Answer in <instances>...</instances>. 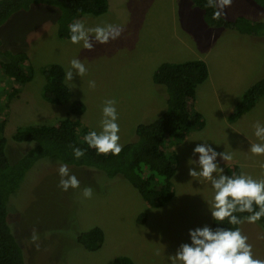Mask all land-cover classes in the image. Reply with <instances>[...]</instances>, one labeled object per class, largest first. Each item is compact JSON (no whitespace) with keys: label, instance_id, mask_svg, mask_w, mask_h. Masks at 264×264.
Masks as SVG:
<instances>
[{"label":"rangeland","instance_id":"374dc122","mask_svg":"<svg viewBox=\"0 0 264 264\" xmlns=\"http://www.w3.org/2000/svg\"><path fill=\"white\" fill-rule=\"evenodd\" d=\"M223 10L224 19L241 16L264 22V11L251 0H232ZM55 12L54 8L31 7L11 15L0 26V63L8 53L26 52L33 69L31 81L7 107L13 83L0 70V121H6V135L19 127L52 125L65 118L99 131L104 102L115 99L119 143L123 146L135 140L137 124L154 121L163 109V88L153 84L151 78L158 65L188 60H202L209 68L194 103L206 125L199 132H191L184 142L166 145L177 154V170L174 198L164 207L147 206L122 178L109 179L89 168L69 166L80 187L62 191L58 186L61 164L35 166L11 206L12 229L25 263L110 264L114 258L126 256L134 264H171L169 256L189 242L188 230L211 226L212 222L211 184L188 174L187 161L196 159L193 149L197 144L209 143L218 152L231 153L232 160L220 161L224 170L237 165L241 174L264 180V155L250 151L252 144L264 143L254 135L256 123L264 125V99H258L254 108L236 122L227 120L232 103H237L241 92L264 73V32L247 36L215 29L204 23L202 12L189 0H108L105 14L81 15L76 21H83L87 27L113 24L121 28V35L107 44L90 37L93 48L89 51L82 44L73 45L69 39L56 37ZM74 58L80 59L88 71L83 77L74 75L72 83L76 87L65 79L71 93L69 102L62 106L45 102L42 69L55 63L66 73ZM89 81H95L94 88L89 87ZM74 102L83 103L85 111L70 114ZM8 149L14 160L26 147L10 144ZM86 187L93 189L91 198L83 196ZM142 214L147 223L139 225L136 219ZM77 227L81 231L102 229V247L95 252L79 247L74 241ZM240 229L252 245L254 258L264 259V228L245 221Z\"/></svg>","mask_w":264,"mask_h":264},{"label":"trees","instance_id":"16d2710c","mask_svg":"<svg viewBox=\"0 0 264 264\" xmlns=\"http://www.w3.org/2000/svg\"><path fill=\"white\" fill-rule=\"evenodd\" d=\"M189 1L202 12L204 23L215 29L247 36L264 32V22H252L241 16L231 20L221 15L216 17L214 13L217 8L209 7L208 0ZM251 1L264 11V0ZM31 7L56 9V37L63 40L69 39V25L79 16L105 14L108 0H0V26L11 15L28 11ZM0 70L13 83L7 94V107L10 101L19 97L22 86L31 81L33 69L28 54L18 52L6 54L5 61L0 63ZM41 73L44 79L42 99L57 106L67 104L71 93L65 83L64 68L53 63L45 66ZM208 76L209 68L202 60L158 65L151 78L153 84L163 88V109L154 121L135 126V140L123 145L119 155L98 154L95 149L88 148L83 138L90 129L78 120L65 118L52 125H27L19 127L9 136L5 134L6 121H0V264H26L23 249L13 233L11 206L27 175L38 164H67L94 169L109 179L120 177L138 192L147 206L168 205L175 195L173 178L177 170V154L173 149L168 150L166 145L182 143L191 132L202 130L206 125L203 115L194 108V103L198 86ZM260 98L264 99V73L242 92L228 115V122L239 120L254 108ZM85 109L83 103L74 102L69 113L78 114ZM10 144L25 146L26 149L12 160L8 149ZM75 147L84 149L85 155L76 159L73 155ZM225 172L229 176L239 175L241 169L237 165H230ZM236 215L247 216L249 213ZM136 222L139 225L146 224V216L139 215ZM215 223L218 222L212 221L211 226L215 227ZM255 223L264 228V217ZM220 226L240 228L241 224L229 225L224 221ZM76 230L74 241L79 247L88 252H95L102 247L105 241L102 229L93 227L81 231L77 227ZM66 236L69 238V233ZM64 260L62 257L61 261ZM110 264L134 263L126 256H118Z\"/></svg>","mask_w":264,"mask_h":264},{"label":"clouds","instance_id":"9594fccd","mask_svg":"<svg viewBox=\"0 0 264 264\" xmlns=\"http://www.w3.org/2000/svg\"><path fill=\"white\" fill-rule=\"evenodd\" d=\"M232 0H208L209 7H216V17L229 6ZM121 35V28L113 24L87 27L83 21H74L69 25V40L73 45L82 44L83 49L91 50L93 44L90 37L100 44H107ZM88 69L80 59L70 61L65 73V79L72 83L73 77H83ZM73 87H76L73 84ZM89 87H95V81H89ZM115 99H108L102 107L99 131L90 130L84 136L88 148L95 149L98 154L119 155L122 145L119 143L120 126ZM254 135L264 140V125H255ZM254 155H264V143H255L250 147ZM198 154V155H197ZM76 159L85 155L82 148H73ZM193 156L189 158L188 174L192 178H202L211 184L214 192L209 214L215 227L205 225L188 230V243H182L174 255L169 256L171 264H264V259L254 258L252 245L248 237L239 227L226 228L220 226L224 221L229 225H240L244 221L255 223L264 217V180L253 179L246 174H225L220 161L232 160V154L216 151L209 143L197 144L193 149ZM219 158V159H218ZM60 177L59 187L62 191L78 189L80 181L70 172L67 164H61L58 169ZM93 189H83V196L91 198ZM255 206V207H254ZM258 209V210H257ZM236 213H249L238 216ZM33 239H36L33 236Z\"/></svg>","mask_w":264,"mask_h":264},{"label":"crops","instance_id":"0c3cea01","mask_svg":"<svg viewBox=\"0 0 264 264\" xmlns=\"http://www.w3.org/2000/svg\"><path fill=\"white\" fill-rule=\"evenodd\" d=\"M223 12L225 13L224 10H223ZM231 16H232V15H231ZM226 18H227V19H231L232 17H226ZM209 82H210V86H211V81H209ZM244 90H246V89H244ZM244 90H243V91H244ZM243 91H242V92H243ZM242 92H241V94H242ZM232 104H233L232 106L234 107L236 103H235V104L232 103ZM232 109H233V108H232ZM232 109L230 110V112L232 111ZM196 110H197V109H196ZM245 115H246V114H245ZM243 116H244V115H243ZM204 127H205V126H204ZM134 128H135V127H134ZM199 131H200V130H199ZM199 131H196V132H199ZM185 140H186V139H185ZM185 140H184V141H185ZM184 141H183V142H184ZM180 145H181V144H180ZM179 147H180V146H179ZM179 149H180V152H181V151H182V148H179ZM179 154H180V153H179ZM181 157H182V154H181Z\"/></svg>","mask_w":264,"mask_h":264}]
</instances>
